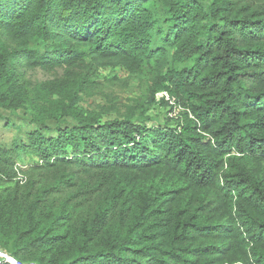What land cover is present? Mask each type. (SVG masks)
<instances>
[{"label": "trees", "instance_id": "trees-1", "mask_svg": "<svg viewBox=\"0 0 264 264\" xmlns=\"http://www.w3.org/2000/svg\"><path fill=\"white\" fill-rule=\"evenodd\" d=\"M107 68L152 84L103 121L80 104ZM156 92L172 126L147 124ZM0 111L38 127L0 145L19 262L264 264V0H0Z\"/></svg>", "mask_w": 264, "mask_h": 264}, {"label": "rangeland", "instance_id": "rangeland-1", "mask_svg": "<svg viewBox=\"0 0 264 264\" xmlns=\"http://www.w3.org/2000/svg\"><path fill=\"white\" fill-rule=\"evenodd\" d=\"M63 73L61 69L53 73H45L37 69L27 71L26 77L33 83H38L61 78ZM96 84L99 87L98 90L90 96L83 97L80 106L90 110H100L103 112V121H107L138 107L137 100L145 96L152 82L145 76L129 75L120 68L114 70L107 68L98 70ZM151 98L154 99L153 102ZM148 101L149 99H146L142 105L144 116L149 118L147 124L151 126H172L181 112V109L173 105V100L165 93L156 92L150 97V102ZM46 126L51 129L50 131L42 130V134L54 136V123L48 122ZM37 128L23 111H0V145L11 147L15 142L25 143L27 134ZM31 163L33 162L28 157L22 155L17 162V167L23 171Z\"/></svg>", "mask_w": 264, "mask_h": 264}, {"label": "built area", "instance_id": "built-area-1", "mask_svg": "<svg viewBox=\"0 0 264 264\" xmlns=\"http://www.w3.org/2000/svg\"><path fill=\"white\" fill-rule=\"evenodd\" d=\"M166 94V93H165ZM5 264H36V263H22L10 256L8 253H6L4 250L0 249V263Z\"/></svg>", "mask_w": 264, "mask_h": 264}]
</instances>
